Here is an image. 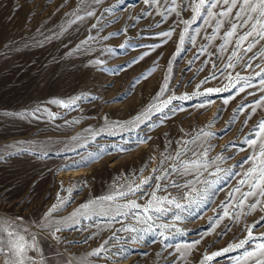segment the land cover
Wrapping results in <instances>:
<instances>
[{"label":"rangeland","instance_id":"rangeland-1","mask_svg":"<svg viewBox=\"0 0 264 264\" xmlns=\"http://www.w3.org/2000/svg\"><path fill=\"white\" fill-rule=\"evenodd\" d=\"M116 4L118 0L90 6L79 0H0V224L12 221L18 231L27 229L22 233L26 239L35 238L27 264H200L204 254L245 239L249 227L256 237L264 233V206L240 215L238 223L227 217L217 219L223 215V205L235 203L230 194L239 186L252 154L244 141L255 138L256 125L264 119V106L254 114L249 107L264 97L259 77L244 92L232 88L205 94L208 88L228 83L225 76L229 72L245 77L260 72L264 59H255L251 69L238 65L221 75L227 53L209 55L216 52L221 40L209 43L204 39L211 28L202 21L189 29L195 44L186 36L176 55L184 28L179 21L191 19L190 8L180 16H161L144 0H124L107 11ZM78 6L90 7L95 15L72 23ZM170 30H174L171 39L161 35ZM202 45L207 47L204 55L199 54ZM210 61L216 63L215 69ZM205 77L209 82L201 84ZM165 83L168 91L162 100L172 94L199 95L174 101L175 112L154 109L132 125L137 115L158 103L155 97ZM57 100L76 102L61 107L54 103ZM194 138L196 142L191 143ZM184 142H189L185 159L193 158L192 149L196 153L207 150L209 163L218 155L223 159L200 177L197 187L208 195L196 205L187 206L182 200L187 189L153 180L167 186V192H158V196L170 193L187 206L185 211L165 206L169 210L157 223L175 224L180 229L167 231V240L159 229L154 234L139 233L142 239L136 242L128 240L129 233L117 230L135 224L131 215L118 218L120 222L78 217L75 225L71 220L46 224L45 216L57 204L58 195L68 202L49 222L65 221L85 203L116 195L131 181L158 175L152 170L161 167V160L169 154L180 151ZM168 163L171 161L163 167ZM217 165L222 171L209 175ZM172 178L180 184L194 179ZM152 190L151 185H144L143 192L117 196V202L135 199L143 205ZM239 196L237 193V200ZM253 201H246L245 212ZM229 212L240 214L239 209L229 208ZM176 215L181 216L180 221L175 220ZM55 227L61 231L53 235ZM114 232L116 239H112ZM260 242L264 241L254 239L244 249L227 252L208 264H236L237 257ZM101 245L105 251L91 256ZM189 245L195 246L190 249ZM6 259L0 254V264Z\"/></svg>","mask_w":264,"mask_h":264},{"label":"snow or ice","instance_id":"snow-or-ice-1","mask_svg":"<svg viewBox=\"0 0 264 264\" xmlns=\"http://www.w3.org/2000/svg\"><path fill=\"white\" fill-rule=\"evenodd\" d=\"M124 0H118V4L113 5L107 11H112L113 8L119 7L123 4ZM80 4H86L90 6L91 4H100L102 0H79ZM146 5L150 7L155 6L158 15L164 16L168 13H175L177 16H180L181 12L191 9L192 16L191 19L180 20L179 22L184 25L182 32L179 35L178 45L176 49V55H179L182 50V46L185 43L186 36L188 39L195 44V37L189 36V29L191 25L196 24L197 21H202L203 24L211 28V33L206 35V39L209 43L220 39L221 43L217 46L216 52L209 55H216L217 53H227L226 62L224 67L219 69L221 75H224L228 69H235L238 65L242 66L245 70L251 69L254 64L255 59H264V0H144ZM162 9V11H161ZM83 12V15H80V12ZM149 15L151 13H148ZM95 15V12L90 10V7H85L81 9L79 6L76 11L73 12L75 20L72 23H75L77 20H83L85 17H92ZM139 20V17H137ZM95 27V25H93ZM174 30L166 31L161 33L162 36L171 39ZM197 35L200 33V29H195ZM167 41H165L166 43ZM85 43H87L85 41ZM159 45H153L152 47H158ZM257 46H260L257 48ZM121 47H126V45H121ZM253 49H257L256 52H253ZM109 52H112V49H108ZM207 53V47L201 46L199 49V54L204 55ZM248 53H252V56H248ZM144 56H140L142 60ZM218 59L223 60V56H218ZM138 63L139 61H134ZM212 63L213 69L217 67L214 61ZM99 63V61L97 62ZM155 69H152L154 71ZM170 70V69H169ZM203 69H201L202 71ZM256 77H259L260 91L264 92V67H261V71L249 75L247 77L242 76L240 73H235L233 75L231 72L225 76V79L228 83L224 84L222 88H208L205 90V94L210 95L213 93H219L220 91H228L229 89L235 88L237 93L244 92L247 88L253 86L252 81ZM212 78L215 77L213 73ZM167 79V78H166ZM209 82V77H205L201 84ZM237 85L240 87L237 88ZM168 91V85L165 83L161 87V91L155 97V100L158 103H153L150 108L145 112L137 115L132 121V125H138L141 120L145 117H148L154 109L158 112H163L164 109H169L170 111H177L178 109L173 106L174 101H186L193 99L195 95L199 93H194L192 95L182 94L177 96L172 94L166 99H161L164 96V93ZM76 99H79L77 97ZM76 100H71L67 103L63 101H54V103L60 105L61 107H70L72 104H75ZM225 104L228 103V100L224 101ZM172 106V107H170ZM264 106V97L257 100L255 105H250L252 108L253 114L256 111V108ZM235 115V113H234ZM251 119V116L248 117ZM247 123V121H245ZM256 128L258 129L252 135L255 138L246 139L244 143H247L252 149V154L247 158V163L249 167L243 172V178L239 180V186L233 190V193L230 194L235 203L233 205H223L222 206V216H218V220H222L227 217L229 219H234L237 223L239 222L240 215H248L252 211H255L257 206H264V119L260 120ZM203 132V130H201ZM146 142V141H144ZM196 138H194L191 143H195ZM189 142H184V147L177 151L174 155L169 154L163 160H161L158 169H153V173L159 172L158 175H149L143 179L137 181H131L125 186H121V189L117 190L116 195H108L102 197L100 200H93L90 203L83 204L79 209L74 211L65 218V221H56L49 222L48 218L52 214L62 208L68 201L67 199H61L60 196H57V204H54L53 207L45 216L46 224H59L71 220L73 225L78 224V217L84 218H102L108 221L120 222L118 218L128 217L131 215L135 220V224L132 226H122L117 231L129 233L127 237L128 240L136 242L142 237L139 233H149L154 234V229H159V235L167 240L169 237L166 235V232L176 228L175 224H165L157 223L160 217L164 216L169 208L167 206H173L176 209L185 211L187 206L196 205L202 202L207 198V191L201 190L197 187V184L200 183V177L208 171L211 164H215L216 161L222 160V156H217L215 160L209 161L206 159L207 150H204L202 153H196L194 149L193 158L185 159L184 157L187 154L186 145ZM227 147V146H226ZM167 167L163 165L167 162ZM87 163V162H85ZM222 169L217 165L215 171L209 172V175H217ZM231 175V173H228ZM177 176L180 178L192 176L194 179L188 180L186 183L180 184L172 177ZM153 180L167 182V186L172 188H182L187 189L184 192L182 200L187 201L188 205L186 206L175 196H172L170 193L164 196H158V192H167V186L164 183H153ZM203 183L211 184L215 181L204 180ZM144 185H151L152 191L149 193V199L145 204L141 205L135 199L128 200L125 203H118L117 196L126 197L129 194L135 195L137 192H143ZM246 186L247 190H242ZM69 196L71 195V189H68ZM239 193V199H236V194ZM249 198H254V201L250 204H247L248 211L245 212L244 208L246 206V201ZM229 208L239 209L240 214L230 213ZM176 221L181 220L180 215L175 216ZM211 223H216V220L210 221ZM254 227V225H253ZM60 227H55L53 235L60 232ZM177 232H180V229L176 228ZM27 232V229L17 230V226L12 221H3L0 224V254L7 257L5 264H27L30 261L28 256L29 251L35 249V238L30 237L26 239L25 235L22 234ZM112 239H116V233H113ZM254 239H259L264 241V233L260 237L253 235L252 228L247 229V236L245 239L240 240L238 243L230 244L228 247L213 252L211 254H204L200 264H208L209 261H212L215 257L224 255L227 252L235 251L238 249H244L245 245H248L250 241ZM31 240V242H29ZM105 244L108 241L104 242ZM196 244L199 241L195 242ZM195 245H189L191 249ZM105 251L104 245H101L99 249L94 250L90 253L91 256H99L102 252ZM236 264H264V242L257 243L253 250L245 251L242 256L236 258Z\"/></svg>","mask_w":264,"mask_h":264}]
</instances>
